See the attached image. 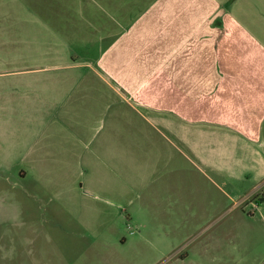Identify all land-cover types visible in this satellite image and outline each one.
<instances>
[{
    "label": "rangeland",
    "instance_id": "1",
    "mask_svg": "<svg viewBox=\"0 0 264 264\" xmlns=\"http://www.w3.org/2000/svg\"><path fill=\"white\" fill-rule=\"evenodd\" d=\"M109 46H89L67 63L88 67ZM196 46L173 45L139 82L151 78L148 92L164 87L159 99L168 103L184 96L191 117L234 122L233 108H202ZM15 71L0 66V264H264V184L252 193L260 170L244 143L232 138L222 149L202 140L206 164L175 169L181 203L161 219L164 207L140 190L119 194L139 174L133 163L121 166L113 141L104 152L108 114L71 123L52 104L71 76ZM259 131L264 138L263 120Z\"/></svg>",
    "mask_w": 264,
    "mask_h": 264
},
{
    "label": "crops",
    "instance_id": "2",
    "mask_svg": "<svg viewBox=\"0 0 264 264\" xmlns=\"http://www.w3.org/2000/svg\"><path fill=\"white\" fill-rule=\"evenodd\" d=\"M190 43L197 45L191 54L202 56V108H233L240 114L234 122L191 117L184 96L168 103L159 99L164 87L148 92L151 78L139 82L154 75L149 68L173 45ZM96 44L110 46L90 66L67 63ZM46 60L61 62L40 66ZM2 65L29 75L49 72L58 80L71 76L52 104L71 123L88 124L96 114H108L113 125L103 139L104 152L110 153L113 141L121 166L132 170L133 163L139 174L138 185L112 188L122 196L140 190L154 207H164L161 219H171L169 211L181 203L175 169L200 170L206 164L202 140L223 149L233 138L250 148L256 158L251 167L260 170L252 193L259 195L264 0H0Z\"/></svg>",
    "mask_w": 264,
    "mask_h": 264
}]
</instances>
